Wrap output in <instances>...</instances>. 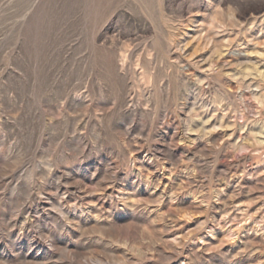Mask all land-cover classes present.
Segmentation results:
<instances>
[{
	"label": "rangeland",
	"instance_id": "1",
	"mask_svg": "<svg viewBox=\"0 0 264 264\" xmlns=\"http://www.w3.org/2000/svg\"><path fill=\"white\" fill-rule=\"evenodd\" d=\"M0 264H264V0H0Z\"/></svg>",
	"mask_w": 264,
	"mask_h": 264
}]
</instances>
